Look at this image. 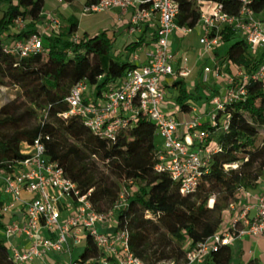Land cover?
Segmentation results:
<instances>
[{
	"label": "trees",
	"instance_id": "1",
	"mask_svg": "<svg viewBox=\"0 0 264 264\" xmlns=\"http://www.w3.org/2000/svg\"><path fill=\"white\" fill-rule=\"evenodd\" d=\"M58 1L72 12H83L98 0ZM174 1L178 5L175 22L187 28H195L200 21L199 2L219 4L229 15H237L240 8L236 0ZM43 7L44 0H0V86L17 88L25 94L22 108L11 103L0 109V171L10 172L24 159L21 145L41 136L47 159L63 169L81 195L89 194L96 211H108L124 193L125 204L115 215V231L126 232L133 256L143 264H186V254L219 231L225 212L231 204H237L241 192L256 191L264 177V80L249 82L244 99L226 103L224 110L216 113L215 127H200L210 132L209 139L217 142L220 150L202 170L196 191L182 195L179 184L167 173L155 171L156 129L143 116L119 132L110 144L94 136L78 117H59L68 111L66 99L76 84L85 82L99 96L104 87L120 82L128 71L138 67L121 52L111 54L114 40L100 34L84 35L75 41L78 21L70 16L68 26L42 36L40 53L14 58L3 52L10 41L37 32L36 25L45 20ZM250 8L264 19V0H252ZM17 19L26 22L22 31L14 30ZM142 39L128 44L125 51L133 53ZM155 40L156 28L152 33ZM226 43L231 44L222 56L214 51L219 59L242 67L247 74L264 64V49L260 54L252 53L230 29L221 32V44ZM216 85L199 81L191 93L184 81H177L167 87L169 100L179 112L186 113L193 108L191 102L208 104L217 96ZM223 120L228 126L221 132ZM2 228L0 214V264H13L1 236ZM96 253L92 242L86 240L81 258ZM231 259V247L219 246L201 264H230ZM247 264L258 263L251 260Z\"/></svg>",
	"mask_w": 264,
	"mask_h": 264
},
{
	"label": "built area",
	"instance_id": "2",
	"mask_svg": "<svg viewBox=\"0 0 264 264\" xmlns=\"http://www.w3.org/2000/svg\"><path fill=\"white\" fill-rule=\"evenodd\" d=\"M236 1L240 4L237 15L224 12L219 4L199 2L200 21L195 28L176 24L178 5L174 0H98L95 5L86 7L84 13L117 10L122 16L129 15V35L155 22L156 40L145 54L146 64L128 71L120 82L104 87L99 96L94 87L85 82L76 84L66 99L68 111L59 117H78L94 136L110 144L119 132L132 126L138 116H143L155 126L156 135L162 139L155 171L167 173L179 184L182 195L193 194L202 170L208 167L220 145L209 139L210 132L199 130V118L181 122L175 117L179 109L168 99L167 87L186 80L191 70L187 57L179 59L172 52L170 37L192 34L198 29V58L207 55L213 63V68L205 66L201 70L200 81L207 84L210 79L224 85L223 94L212 97L208 103L213 108L209 124L215 127L216 113L224 110L226 103L244 99L249 82L264 80V64L247 74L242 67L214 57V51L221 47V32L225 29L241 37L252 53L264 49V19L253 13L252 0ZM43 16L41 31L36 27L37 32L10 41L3 52L14 58L40 53L42 36L56 34L60 28L55 15L43 13ZM25 24L17 19L14 28L22 31ZM136 59L133 57V61ZM227 126L228 121L223 120L219 131H226ZM20 154L24 159L10 172L0 171L1 236L13 264H31L36 259L54 264L50 256L62 257V264H143L130 252L126 232L115 231V215L125 204L124 193L108 211H96L88 200L89 194L81 195L63 169L47 159L41 136L30 144L23 143ZM212 202L211 199L209 206ZM254 205L253 217L248 216L249 208H244L235 213L228 224L223 221L217 233L186 254V264H201L211 251L219 246H231L244 237H264V194L254 197ZM235 207L236 204H231L225 214ZM86 240L95 246L96 255L74 258L73 252L84 248ZM65 255L68 258H64Z\"/></svg>",
	"mask_w": 264,
	"mask_h": 264
},
{
	"label": "rangeland",
	"instance_id": "3",
	"mask_svg": "<svg viewBox=\"0 0 264 264\" xmlns=\"http://www.w3.org/2000/svg\"><path fill=\"white\" fill-rule=\"evenodd\" d=\"M43 13L45 15H55L56 18L59 19L61 27L68 26L69 24L67 19L70 16H74L78 21L77 32L73 35V39L75 41L81 39L84 35L88 37H94L100 34H105L108 39L114 40L112 44L111 54H115V51H121V53H123L121 47L125 43L134 40V38L128 37L126 33L127 17L120 18L118 15V11H113L110 13H84L81 11L72 12L71 10H69L67 5L64 6V4L59 2L58 0H44ZM36 27L39 28L41 31L40 24H37ZM198 35V29L194 33L188 35L180 36L178 34H173L172 49L176 53V58L182 56L183 52L188 50H191L197 55L200 54V47L198 45ZM230 44L231 43L221 44V46H225V48H221L222 52L224 49L225 51H227ZM179 45L181 47L177 48ZM261 51L262 50H259L255 54H260ZM192 52L188 55V60H190L191 64L193 63L194 58V54ZM199 60L200 61L198 62V66L194 68L191 67V73L189 77L184 80L187 90L191 93H193L194 85L200 81V76L197 75V72L199 73L205 66L213 68V63L209 60L207 55L202 56V58ZM211 84L212 80L209 79L206 85L210 86ZM217 85H219L221 88H223L224 86L223 83L219 81H217ZM174 95H176V92H174ZM24 96L25 94H22L17 88L9 86H0V109L6 105H10L11 103H15L16 107L22 108L24 105ZM168 96L169 99L170 95ZM30 123L35 125L36 121L31 120ZM155 144L159 148L162 144V139L157 136L155 139ZM231 248L232 255L234 256L231 259L230 264H239L238 259H236V244L232 245ZM83 250V247L77 249V251L74 253V258H78L82 254ZM64 258H68V256L65 255ZM59 261H61V259Z\"/></svg>",
	"mask_w": 264,
	"mask_h": 264
},
{
	"label": "crops",
	"instance_id": "4",
	"mask_svg": "<svg viewBox=\"0 0 264 264\" xmlns=\"http://www.w3.org/2000/svg\"><path fill=\"white\" fill-rule=\"evenodd\" d=\"M64 6H66V4H64ZM117 10H115L116 12ZM118 15L119 17H127V21H126V33H127V22L129 19V15L127 16H122L119 11H118ZM156 28V23H148L147 25H144L141 29V31L135 35H129L127 33V36L130 38H134V40L125 43L121 48V50H123V54L124 57L127 58L128 62L134 63L138 66L140 65H144L146 64V56L145 54L147 52H149L152 47H153V43L154 41H152V33L154 32ZM139 37H142V41L141 44L137 47V49L133 52V53H127L125 51V47L130 44V43H135ZM170 43H171V49L173 47V35L170 37ZM181 46L179 45L177 48H180ZM221 48H225V46H221L219 49H217V53L220 55L223 54V52H225V49L221 50ZM121 52V51H119ZM118 51H115V54L119 53ZM172 52L175 54L176 53L173 51ZM191 50L185 51L183 52V55L177 58H182V57H187L188 59V55L189 53H191ZM127 53V54H125ZM193 53V52H192ZM194 58H193V63H190V60H188L189 63V68L191 69L194 67L198 66V62L200 61L198 56L196 53H193ZM133 57H136V61H133ZM216 59H219V57L215 56ZM209 58V57H208ZM210 60V59H209ZM220 60V59H219ZM211 61V60H210ZM197 75H201V71L198 73ZM216 89H218V91L220 92V95L223 94V88H221L219 85H216L215 87ZM191 104L193 105V107H195V110H190L189 112H179L177 111L176 114V118L181 121V122H185V121H189L192 118H199L200 119V125L202 126L203 124H209V114L212 112L213 108L212 106H210L209 104H206L205 102L202 101L201 104H193L191 102ZM204 112V113H202ZM199 130L200 127H199ZM264 194V177H262V179L260 180L259 183V187L256 191H252V192H244L241 196L240 199L238 200L235 210L231 211L229 214H225L224 215V222L228 224L230 218L235 214L240 212L242 209L244 208H249V212H248V216L249 217H253L256 214V208L254 205V197L257 195H261ZM236 244V259H238L239 264H246L247 262L251 261V260H255L257 261L258 264H264V237H259V238H255V239H251L248 237H244L242 239H239L237 241H235L232 245ZM231 245V246H232ZM230 246V247H231ZM77 250H75L73 252V257H74V253ZM231 254H232V248H231ZM234 255H232L233 258ZM50 262L54 263V264H62L63 263V259L62 257L59 256H50L49 257ZM61 259V261H59ZM31 264H45V261L43 259H36L35 261H33V263Z\"/></svg>",
	"mask_w": 264,
	"mask_h": 264
},
{
	"label": "water",
	"instance_id": "5",
	"mask_svg": "<svg viewBox=\"0 0 264 264\" xmlns=\"http://www.w3.org/2000/svg\"><path fill=\"white\" fill-rule=\"evenodd\" d=\"M82 255V254H81ZM82 257V256H81Z\"/></svg>",
	"mask_w": 264,
	"mask_h": 264
}]
</instances>
